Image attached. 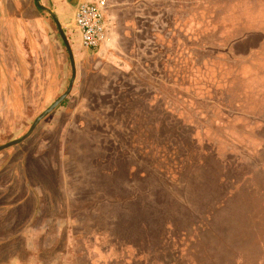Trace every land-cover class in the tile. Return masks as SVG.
I'll return each instance as SVG.
<instances>
[{"label": "rangeland", "instance_id": "obj_1", "mask_svg": "<svg viewBox=\"0 0 264 264\" xmlns=\"http://www.w3.org/2000/svg\"><path fill=\"white\" fill-rule=\"evenodd\" d=\"M181 3L193 58L185 47L166 111L157 104L150 124L84 118L67 112L71 90L0 151V209L27 210L25 187L44 201L35 237L0 220V264H264V0ZM70 63L0 115V146L67 91Z\"/></svg>", "mask_w": 264, "mask_h": 264}, {"label": "crops", "instance_id": "obj_2", "mask_svg": "<svg viewBox=\"0 0 264 264\" xmlns=\"http://www.w3.org/2000/svg\"><path fill=\"white\" fill-rule=\"evenodd\" d=\"M85 1L94 0H0V115H5L7 109L20 108L23 93L39 91L43 85H54L57 66L64 76L69 52L60 27L73 53L81 55L69 96L70 102H80L79 106H68L69 114L79 112L84 118L99 115L115 124L125 123L123 120L150 124L157 104L161 108L160 103H164L163 108L167 110V88L180 87L182 74L178 62L185 47H188V57L193 58L190 44L183 43L189 17L182 16L181 0H106L111 39L92 55L82 52L80 34L75 27L76 9ZM187 35L190 39L191 31ZM194 35L198 39L200 33H192L193 38ZM207 61V58L203 60ZM138 118L143 121L133 120ZM64 152L66 155L67 151ZM25 168V174L29 175L27 180L12 176L15 181H23L24 187L30 184L32 173L28 166ZM0 186H3L1 182ZM28 189L20 191L21 197L28 196L23 203L27 210L19 206L0 209V220L17 221L20 224L15 228L24 224L23 235L27 237L37 232L33 223L42 217L44 206L43 196ZM13 194H17L16 190ZM3 197H7V192L2 190L0 199ZM0 236H3L1 229ZM6 241L8 239L1 238L0 251L5 249L2 244ZM29 243L30 240L25 244L27 250ZM44 247L40 239L35 253L42 254ZM56 259L55 254L53 260Z\"/></svg>", "mask_w": 264, "mask_h": 264}, {"label": "built area", "instance_id": "obj_3", "mask_svg": "<svg viewBox=\"0 0 264 264\" xmlns=\"http://www.w3.org/2000/svg\"><path fill=\"white\" fill-rule=\"evenodd\" d=\"M106 0L85 1L75 12V27L85 50L96 51L111 39Z\"/></svg>", "mask_w": 264, "mask_h": 264}, {"label": "water", "instance_id": "obj_4", "mask_svg": "<svg viewBox=\"0 0 264 264\" xmlns=\"http://www.w3.org/2000/svg\"><path fill=\"white\" fill-rule=\"evenodd\" d=\"M50 13L54 17L57 24L59 25L55 15L51 11H50ZM60 32H61L62 37L64 39V42L67 46L69 56H70V60H71L72 71H73L72 78H71V81H70V84H69L67 91L63 95H61L51 106H49L42 114H40L36 118V120L33 122L32 126L30 127V129L28 130V132L24 136H22L21 138L12 140L6 144L1 145L0 151L7 149L9 147L15 146V145L21 143L22 141H24L34 131L35 127L39 124V122L41 120H43L47 114H49L51 111H53L55 108H57L65 100V98L69 95V93L71 92V90L74 86L76 76H77L76 61H75V56H74L73 50H72V48L68 42L67 37L65 36L63 30L61 29V27H60ZM89 53L91 54L92 51H89Z\"/></svg>", "mask_w": 264, "mask_h": 264}, {"label": "trees", "instance_id": "obj_5", "mask_svg": "<svg viewBox=\"0 0 264 264\" xmlns=\"http://www.w3.org/2000/svg\"><path fill=\"white\" fill-rule=\"evenodd\" d=\"M52 169H53V168H52ZM55 169H56V168L53 169V172H57V169H56V170H55ZM51 172H52V171H51ZM53 172H52V173H53Z\"/></svg>", "mask_w": 264, "mask_h": 264}]
</instances>
